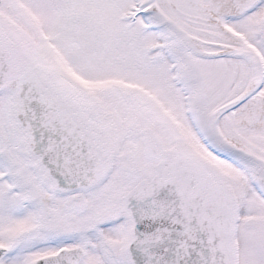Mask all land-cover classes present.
I'll return each instance as SVG.
<instances>
[{"label":"snow or ice","instance_id":"snow-or-ice-1","mask_svg":"<svg viewBox=\"0 0 264 264\" xmlns=\"http://www.w3.org/2000/svg\"><path fill=\"white\" fill-rule=\"evenodd\" d=\"M0 264H264V0H0Z\"/></svg>","mask_w":264,"mask_h":264}]
</instances>
